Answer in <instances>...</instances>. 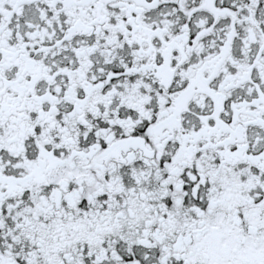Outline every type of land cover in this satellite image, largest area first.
Here are the masks:
<instances>
[{
    "label": "snow or ice",
    "instance_id": "1",
    "mask_svg": "<svg viewBox=\"0 0 264 264\" xmlns=\"http://www.w3.org/2000/svg\"><path fill=\"white\" fill-rule=\"evenodd\" d=\"M0 264H264V0H0Z\"/></svg>",
    "mask_w": 264,
    "mask_h": 264
}]
</instances>
